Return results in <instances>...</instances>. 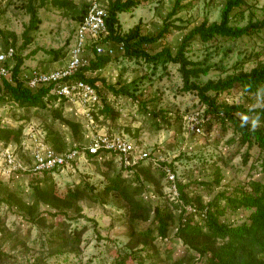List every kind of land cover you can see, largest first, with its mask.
Masks as SVG:
<instances>
[{
	"label": "rangeland",
	"instance_id": "obj_1",
	"mask_svg": "<svg viewBox=\"0 0 264 264\" xmlns=\"http://www.w3.org/2000/svg\"><path fill=\"white\" fill-rule=\"evenodd\" d=\"M28 1L3 0L0 9V28L16 35L15 48L19 54L27 57L23 65L24 71L29 72L33 69L46 71L62 67L69 59V52L74 44L75 32L79 24L75 17V9L81 10L83 4H87V0H64L62 3L55 0L49 1L45 7L39 9L38 15L42 23L37 30L30 32L33 41L24 49L22 48L25 41L24 33L30 23V15L24 7ZM249 1L252 4L251 7L242 12L240 9L233 11L231 15L235 17L232 24L244 26L250 19L257 20L264 17V0ZM33 2L39 4V0ZM66 2L69 3L66 5L64 4ZM175 2L176 0H148L130 12L120 13L121 33L126 34L140 23L144 34L157 35L168 18L169 23H173L170 32L157 43L146 48L150 53H157L167 47L175 53L182 36L194 26L205 19L209 22L220 21L222 8L226 4V0H182L180 5L183 8L169 17ZM188 4H192L190 8L186 7ZM181 25L188 27L182 31L174 27ZM0 43V47H3L1 45L4 43L2 41ZM246 44L238 42L236 47L233 46L232 52L224 57L223 47H228L229 43H223L221 38L209 45L196 41L187 52V56L192 60H200L204 57L207 46L215 45L217 49L212 60L215 63L226 64L228 74L233 72L235 63L246 53L254 50L261 51L262 45L253 48L254 43ZM105 47L107 54L117 59H112L103 70L89 72L88 76L102 78L107 85H112L116 89L125 87L134 97L116 96L113 91L108 90L106 84L99 80L96 86L103 94L110 95L111 103L115 109L119 110L120 116L114 121L110 117L104 119L98 113L100 117L96 121V131L123 135L135 144L137 141L143 148L157 149V155L168 162L175 160L174 166L178 180L183 183L194 182L189 189L204 195L205 201H209L214 194L224 190H227V194L235 193V190L240 191L241 188L243 191H249L251 190L250 182L254 180L264 182V173L257 155L253 156L246 165L242 161L244 148L240 150V153L234 154L239 149V145L236 142L230 143L233 136L238 137L232 125L227 122V131L222 133L220 122L214 115L205 112L207 107L200 103L195 94L179 93L183 83L178 65L168 62L166 64L168 73H166L164 65L160 63L155 65L144 60L125 58L124 50L116 44L108 42ZM110 49L113 50L112 53ZM90 55L91 58L94 56V54ZM263 63L264 52L259 58L246 63L245 69ZM226 73L213 69L203 79L216 80L220 76L224 77ZM2 88V81H0V128L18 129L21 124L24 125L20 141L11 139L6 143L16 151L23 168H30L31 154L36 150L35 146H38V143L52 147L44 140L46 127L51 126L52 122L66 138L65 150L72 149L79 143L85 145L89 143L92 132L87 127L86 120L81 117L83 107L79 104L65 102L62 119L53 121L55 108L60 106L61 100H57L55 108L50 104L46 109L27 110L15 106L8 99H2L1 96L4 93ZM135 97H137L136 100ZM218 101L227 104H244L247 109L259 108L264 106V92L249 95L244 93L241 87L236 86L229 93L225 92L219 96ZM141 103H147L148 110L174 108V111L169 112L172 125L170 127L164 125V118L160 116V124L164 125L163 128L159 130L152 127L155 119L152 114L143 112ZM192 109H199L200 117L204 119V124L207 126L204 125L205 131L200 134L191 133L186 124V117L190 114L184 115V112ZM175 111L180 112L179 116L183 118L177 120L175 115L178 116V114ZM238 116L247 122L252 121L255 125L258 124L252 116L242 113ZM206 117L210 118L209 122L206 121ZM63 119L80 122L83 137L74 140L71 130ZM137 130L139 133L135 137ZM31 136L38 141L32 144ZM0 144L5 145L4 139L0 138ZM181 152L182 157H179ZM0 162L2 163L0 164V252L3 253L1 264H32L41 256L46 258V264H116L118 252L123 251L130 240L127 235L126 209L117 196L111 192H105L109 180L102 172L109 173L111 176L118 173L127 176L128 171L122 167L117 156L105 154L103 159L95 161L88 158L87 154H81L74 168L54 171L50 178L59 193L64 194L68 188L84 187L89 183L94 189L95 196L93 199L87 197L80 201L81 209L80 211L73 209L69 213L71 219L52 216V211L43 206L39 212L47 220L38 224L29 221L24 211L16 206V201L9 200L11 194H14L16 198L30 203L33 191L32 179L38 174L28 171L13 174L6 170V166H2L1 159ZM217 168L220 169V184L218 186L216 184L212 190L213 194L209 195L205 188L195 184V180L214 184ZM43 177V174L38 176V178ZM163 192L164 197H159L161 203L171 205V202H177L169 184L164 186ZM149 195L153 202L158 200L153 193ZM225 203L226 200L222 199L221 205ZM249 214V210H242L235 214L229 213L222 217V220L228 217L227 221L241 224ZM61 221H64L65 225L61 224ZM66 226L70 233L83 231L78 251L76 253L66 251L67 253L49 257L51 248L49 241L53 238L51 235L62 232ZM175 228V226L171 228L168 238H158L154 244L155 248L143 251L142 257H148L145 258L148 264L165 262L167 256L171 254L172 259L183 254L185 246L176 237ZM53 246L58 248L59 243L54 241Z\"/></svg>",
	"mask_w": 264,
	"mask_h": 264
},
{
	"label": "trees",
	"instance_id": "obj_2",
	"mask_svg": "<svg viewBox=\"0 0 264 264\" xmlns=\"http://www.w3.org/2000/svg\"><path fill=\"white\" fill-rule=\"evenodd\" d=\"M3 0H0V9ZM34 0H29L24 5L26 12L30 15V23L24 33L25 41L22 48L26 49L33 41L30 34L33 30H37L42 23L38 13L39 9L45 7L51 0H39V4H35ZM63 2L64 0H55ZM148 0H110L108 9V18L106 19L107 28L109 31L108 37L104 40L105 43L111 42L117 47H122L124 57L135 60H144L152 62L155 65L162 64L163 68L168 73V62L179 66V72L182 78V87L179 89L180 94L192 93L195 94L201 104L207 108L206 113H211L221 124V131H227L226 124L230 123L237 136L231 138L230 143H238L239 149L234 154L240 153L244 148L242 156L243 164L249 163L250 159L257 155V160L260 161L262 172L264 173V106L259 108L247 109L244 104H227L219 102L218 98L223 93H229L236 86L241 87L244 93L249 95H258L261 91L264 92V63L250 69H245L246 63H250L259 58L264 52V17L262 19L253 20L244 26L232 24L235 16L231 15L235 9H240L242 12L252 6L249 0H226V4L221 11L220 21L209 22L207 19L200 24L190 29L182 36L176 52L165 47L157 53H150L146 47L157 43L159 40L167 36L173 23H169L168 18L165 20L163 27L158 31L157 35L144 34L142 25L139 23L134 26L126 34H122L120 29L119 14L130 12L133 8L146 3ZM182 0H176L173 11L169 14L171 17L181 10L180 3ZM66 2L64 4H68ZM63 4V5H64ZM188 4L186 7H191ZM181 7V8H180ZM87 11V4H83L81 10L75 9V17L80 22ZM237 15V13H236ZM178 30L187 29L186 26H174ZM221 38L223 43H229L228 47H223L224 57L228 56L239 43H254L253 48L257 45H262L261 51L255 50L246 53L238 60L233 68L232 73H226V64L213 62L212 58L215 54V45L207 46L204 57L200 60H192L187 56V52L191 50L192 45L197 41L204 45L213 44L217 39ZM0 41L4 43L2 47L5 53L13 49V55L6 61V64L14 63L12 69V81L3 78L2 86L4 93L2 99H8L15 106L23 109H46L50 104L55 108L58 97L51 93V88L41 86L36 89H31L27 86L22 73H24L23 65L26 60L19 54L15 48L17 37L13 32L4 31L0 28ZM1 44V43H0ZM233 44V45H230ZM241 54V53H240ZM109 54L97 55L90 60V65L78 72L73 79L83 80L94 86L100 95L103 108L99 110L104 119L109 117L116 120L120 116L119 110L111 103L110 95L103 94L97 85L99 80L105 85L106 81L102 78L87 76L89 72H97L103 70L112 59L117 57ZM213 69H218L226 75L220 76L216 80L209 78L204 80L203 77L211 73ZM109 91L118 95H130L127 88L122 87L116 89L112 85H107ZM134 97V96H133ZM135 100L137 97L134 98ZM139 100V99H138ZM59 107L55 108L53 121L62 119L63 105L66 100L62 99ZM143 112L152 114L154 124L152 127L162 129L164 125L170 127L172 125L170 113L174 108L167 110L160 109L159 111L148 110L147 103H141ZM168 116H167V114ZM178 116L177 120L183 118L179 116L178 111H175ZM199 113L198 110H186L184 115ZM239 113L252 116L258 121L255 125L252 121H245L238 116ZM96 116V119L100 117ZM166 114V115H165ZM200 114V113H199ZM160 116L164 118V125L160 124ZM204 116V115H203ZM71 130L74 140H79L82 135L81 123L72 120L63 119ZM209 122V120H208ZM202 124V131L204 129ZM24 125L18 129L0 128V138L4 139L5 145L11 139L20 141ZM205 127H207L205 125ZM46 137L44 140L52 146L58 153L67 152L66 138L59 128L54 127V122L51 126L46 127ZM208 130V129H207ZM129 131V130H128ZM139 130L135 134L138 136ZM123 136V135H122ZM136 145L141 147V144ZM3 145V146H5ZM84 144L74 146L82 152ZM143 148V147H142ZM145 151H150V156L155 160L140 162L139 164L128 169L127 176L123 173L114 174L102 172L109 180L105 192L117 196L122 205L125 206L127 235L130 240L126 244L123 251H119L115 260L116 264H148L145 258L142 257L143 251L155 248V241L158 238H168L171 228L175 226L178 237L184 244V252L182 255L172 259L167 256L165 262L152 264H264V182L254 180L250 182L251 190L243 191V188L235 190V193L227 194V190L214 194L209 201H205L204 195L196 193L189 188L194 185V182H182L178 180L174 162H168L157 155V149L143 148ZM88 158L99 160L107 153L91 154L86 152ZM179 157H182V152ZM30 160V159H29ZM227 163V162H226ZM167 169H170L175 174V185L178 188V201L171 202V205L160 202L159 197H164V186L172 184L168 180ZM58 171V170H55ZM54 171H46L43 178H33L32 200L30 203L18 199L11 194L9 200L17 202L24 214L32 223H40L47 220L45 216L40 214V208L45 206L52 211V216H62L66 219H71L69 213L74 209L80 211L79 202L85 198L95 196L94 189L87 183L83 186H75L61 194L56 188L53 180L50 178ZM220 169L217 168V177L215 183L195 180L197 186L205 188L209 195L213 194V188L220 184L221 176ZM36 182V183H35ZM42 184V185H41ZM206 186V187H204ZM151 187V188H150ZM149 193L156 196L157 201L151 199ZM225 199V205H221V200ZM11 203V202H10ZM12 205V204H11ZM192 208V210H188ZM242 210H249L250 214L241 224H233L226 219L222 220L227 214H235ZM54 211V212H53ZM61 224L65 225L64 221ZM83 231L68 232L67 226L60 233H54L49 244L51 245L48 256L61 255L68 252L76 253L82 242ZM54 241L59 243V247L55 248ZM2 252H0V264L2 262ZM141 257V259H139ZM32 264H46V258L41 256L34 260Z\"/></svg>",
	"mask_w": 264,
	"mask_h": 264
},
{
	"label": "built area",
	"instance_id": "obj_3",
	"mask_svg": "<svg viewBox=\"0 0 264 264\" xmlns=\"http://www.w3.org/2000/svg\"><path fill=\"white\" fill-rule=\"evenodd\" d=\"M110 0H87V11L83 19L79 22L76 32L75 41L69 52V59L62 67L52 70L41 71L33 69L29 72L22 73V79L27 86L36 89L41 86L51 88V93L58 97V100L65 99L67 103L79 104L83 107L81 117L87 122V127L91 129V138L87 145H83L82 152L74 148L67 152L58 153L52 147L38 143L36 150L31 154L32 162L30 168H23L22 163L18 160L15 150L11 145L3 146L0 144V159L2 166H6L9 172L17 173L20 171L32 172L34 174H44L46 171L66 170L74 168L81 154L89 152L91 154L107 153V155L117 156L122 167L126 170L149 160H155L150 156V151H145L142 147L126 139L122 135L110 132H98L96 127V116L99 110L103 108L100 95L96 88L91 84L73 79L78 72L90 65L91 55L107 54L104 40L108 37L109 31L106 24L108 18V9ZM122 49V47H120ZM111 53L113 50H109ZM13 55V49L5 53L0 47V80L7 78L12 81V69L14 63L6 64V61ZM88 76V74H86ZM210 118L206 117V121ZM204 119L199 113L190 114L186 117V124L191 133L200 134ZM33 143L38 141L31 136ZM0 164H2L0 162ZM168 180L172 182L170 189L174 199L179 198L178 188L175 185V174L167 169ZM192 208H188V210Z\"/></svg>",
	"mask_w": 264,
	"mask_h": 264
}]
</instances>
